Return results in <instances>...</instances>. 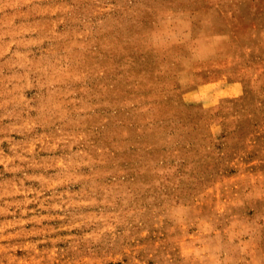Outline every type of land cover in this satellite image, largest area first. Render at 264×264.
Returning <instances> with one entry per match:
<instances>
[{"label": "rangeland", "instance_id": "obj_1", "mask_svg": "<svg viewBox=\"0 0 264 264\" xmlns=\"http://www.w3.org/2000/svg\"><path fill=\"white\" fill-rule=\"evenodd\" d=\"M0 264H264V0H0Z\"/></svg>", "mask_w": 264, "mask_h": 264}]
</instances>
